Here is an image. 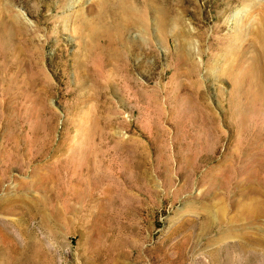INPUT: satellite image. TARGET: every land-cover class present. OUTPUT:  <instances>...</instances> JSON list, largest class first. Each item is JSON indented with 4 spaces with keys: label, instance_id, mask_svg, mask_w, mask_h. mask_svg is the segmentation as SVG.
<instances>
[{
    "label": "rangeland",
    "instance_id": "rangeland-1",
    "mask_svg": "<svg viewBox=\"0 0 264 264\" xmlns=\"http://www.w3.org/2000/svg\"><path fill=\"white\" fill-rule=\"evenodd\" d=\"M0 264H264V0H0Z\"/></svg>",
    "mask_w": 264,
    "mask_h": 264
},
{
    "label": "bare ground",
    "instance_id": "bare-ground-1",
    "mask_svg": "<svg viewBox=\"0 0 264 264\" xmlns=\"http://www.w3.org/2000/svg\"><path fill=\"white\" fill-rule=\"evenodd\" d=\"M143 3V2H142ZM146 3V2H145ZM146 5H148V4H146ZM145 5V6H146ZM146 8H147V6H146ZM136 10V9H135ZM164 9H160L159 8V12L160 13H162L163 15V18L165 17V19H163L162 20V22H161V24H162V27H163V29L164 30H168V29H171V24H170V26H168V24L170 23V22H172V21H169V19H167V14L165 15V12L163 11ZM137 11H135V13H136ZM144 12V11H143ZM146 12V11H145ZM137 14H141V13H137ZM146 14V13H145ZM143 15H144V13H143ZM142 16V15H141ZM140 17V16H139ZM144 17H146V15L144 16ZM142 20V19H141ZM143 21V20H142ZM167 26H168V28H167ZM17 29V28H16ZM18 31H19V29H17ZM21 31V30H20ZM259 33V36H261V38H262V34L260 33V32H258ZM181 39V38H180ZM260 39V38H259ZM182 45V44H181ZM186 45V44H185ZM232 45V44H231ZM180 46V45H179ZM184 46V45H183ZM230 46V45H229ZM230 50L231 51H235V48H234V46H232L231 48H230ZM229 52V51H228ZM181 56V55H180ZM183 56V55H182ZM186 56V55H185ZM111 57V56H110ZM190 58V57H189ZM185 59V58H184ZM178 63V62H177ZM181 63H183V59H182V57H180L179 58V64H177V65H180ZM191 63V62H190ZM180 67V66H179ZM190 73H191V75L193 76L195 73H196V69H195V67H192V69L189 71Z\"/></svg>",
    "mask_w": 264,
    "mask_h": 264
}]
</instances>
